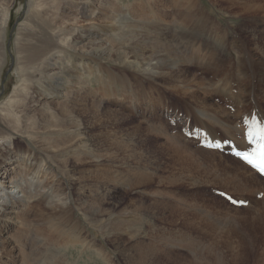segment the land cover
I'll return each instance as SVG.
<instances>
[{
    "label": "rangeland",
    "instance_id": "1",
    "mask_svg": "<svg viewBox=\"0 0 264 264\" xmlns=\"http://www.w3.org/2000/svg\"><path fill=\"white\" fill-rule=\"evenodd\" d=\"M156 1L154 11L161 10L157 17L166 25L160 27L163 36L187 73L166 81L128 76L127 66L102 61V68L101 61L93 62L99 74L103 71L102 80L83 75L91 82L84 86L85 94H96L88 101L93 116L78 117L81 126L74 134L81 146L76 158L67 150L64 159L49 162L54 170L59 163L67 165L54 172L48 201L33 202L20 212L28 226L18 219L10 233H19L13 238L18 247L12 244L18 250L17 264H135L139 258L150 260L141 264H264V179L253 178L247 172L252 171L250 165L230 150L254 152L247 134L264 128V0ZM28 2L12 1L0 38V106L19 84L14 38ZM117 2L125 8L119 21L134 20L144 6L139 0ZM244 2L253 9L242 8ZM189 4L194 17L188 19ZM146 17L151 19L148 13ZM140 26L136 23L135 29ZM243 49L251 57L248 66L238 62ZM107 76L123 78L121 93L100 88ZM209 117L226 121L227 133ZM60 193L61 202L69 199L73 204L69 216L51 210V199ZM119 217L122 228L111 227ZM39 224H44L43 230ZM54 230L63 231L54 237ZM73 236L78 242L67 244ZM82 238L93 241L94 249L83 245ZM99 247L104 255L95 250ZM33 248L43 258L34 256Z\"/></svg>",
    "mask_w": 264,
    "mask_h": 264
},
{
    "label": "bare ground",
    "instance_id": "2",
    "mask_svg": "<svg viewBox=\"0 0 264 264\" xmlns=\"http://www.w3.org/2000/svg\"><path fill=\"white\" fill-rule=\"evenodd\" d=\"M12 1L13 0H0V38H4L6 32L8 13ZM117 1L118 0H29L25 12V20L16 28L14 38V51L16 53L15 70L19 78V84L15 87L6 102L0 106V264H17L14 254L16 255V251H18V246L15 244L18 239H16L15 242L13 238L15 236L18 238L17 236L19 233L17 232L16 235H11L10 233L12 228H15V226L17 227L19 223L17 222L18 219L21 221L20 225L28 226L27 217L22 218L20 212H22L24 208L28 209L33 202L40 204L43 201H48V193H53L54 190L53 180L56 179V173L54 174V172L56 169L60 170V167L64 168V166L67 165L66 162H64L63 165L59 163L61 166H57L54 170V167H52L49 162L55 161L56 159H64L67 150L73 151L72 154L75 157L80 150L81 138L74 134L81 126L78 117L83 114H86L87 117L92 115L93 108L91 106L93 103L88 101L89 98L92 99V97H96V94L92 96L89 91L88 94H85L87 91L85 92L84 86L88 87L91 82H89V79H83V75H93L97 80H102L103 78V71L99 74V71L94 66L97 62L95 64H93V62L99 60L101 61L99 62L100 65L102 61H104L103 63L105 64L112 63L118 66H127L129 67L128 70L131 69V73H129L128 76L144 75L152 79L160 78L163 80H171L173 76L179 78L187 73L181 62L176 59L178 52L175 51L177 52L175 53L174 50L168 46V42L163 36L164 32L160 29V27L162 28L166 25L157 17V13H160L161 10L160 12L154 11V9H157L158 1L139 0L138 5L146 6V10H144L143 6L141 12L138 9V11L136 10L137 16H135L134 20L125 18L122 21H119L120 19L118 18L122 17L125 8H121V5H119ZM185 1L187 3L191 2V0ZM231 1L233 0H229V2ZM243 4L242 8L246 10L253 9V6L249 7L246 2ZM181 6L183 5L181 4ZM189 6L185 11L187 15L184 14L188 19L194 17L192 16L193 8ZM147 13L151 15V19L146 17ZM139 22L142 24V26H140L141 28L135 29V24ZM25 43L27 44L24 45ZM29 45L30 47H28ZM158 47L159 49H157ZM160 47L162 48L160 49ZM1 49H4V44ZM190 52L192 53V51ZM238 52L240 54L238 57L239 63L245 64L246 66L252 63L251 57L245 49ZM202 55L205 56L204 54ZM3 56L4 52L2 50L0 54V65L4 62ZM254 71L255 70L252 72ZM109 77L110 76H107L103 79L100 88L103 90L109 88V90L116 89L117 92L121 91L122 89L119 85V81L123 80V78L119 77L118 79L112 80ZM125 77L126 76H124V78ZM178 78H176V81ZM183 78L186 80L185 77ZM130 79L131 78H129V80ZM139 79L141 80V77ZM187 83L188 82L184 85ZM202 83L203 82L200 84ZM135 84L137 85L136 82ZM180 88L183 89L181 86ZM181 91L183 92V90ZM120 96L122 97V95ZM93 114L95 115V113ZM209 119L208 121L212 122V124H215V121H219L216 122V124L220 126V129L224 132L228 131L229 127L225 125L226 121L216 120V118L210 117ZM256 131L252 134L255 138L254 142L250 144L254 150L258 148L261 138V133L258 132V130ZM15 136H17L18 139H16ZM247 140L249 141V136ZM173 148L176 155L185 159L183 162H189V158L185 157L175 147ZM232 148L233 149L230 150L242 152L240 149H236L235 147ZM197 150L196 152L198 153H205L202 150ZM208 154L214 155L215 152ZM185 155L188 154L186 153ZM221 156L222 155H219V158H221ZM242 167L246 170L245 166ZM247 172L256 180H260V177H257L252 171ZM60 195L61 193L58 195L55 194V197L51 199V203L54 204L51 210L58 211L60 214L64 211L63 214L69 216L71 214L69 211L74 209L73 204L69 199L61 202L62 197H60ZM24 212H26V210ZM115 222L116 224H112L111 227H121L120 225L124 224L120 217L116 218ZM42 225L44 224H39L37 226L39 230H43L42 227L44 226ZM39 230L37 231L38 234ZM62 231L57 232L54 230V234L51 235L56 237V235L62 234ZM60 237H62V235ZM73 241L78 242V239L74 237L71 241H68L67 244ZM79 241H81L83 245L93 249L96 245L93 241H87L85 238L79 239ZM13 243L17 247L12 245ZM95 250L99 254H105L101 247ZM36 251L38 252L39 249L36 248L35 250V248H33L32 253H34V256H36ZM46 251L49 252V248H47ZM23 254L24 253H22L21 256H23ZM39 254H41L40 251ZM6 256H10V258ZM24 256L26 255L24 254ZM36 257L43 258V256ZM136 257L139 258V256ZM103 258L107 261L105 256ZM147 259L148 258L141 260V258H139L140 261L137 260L132 263L141 264V262Z\"/></svg>",
    "mask_w": 264,
    "mask_h": 264
},
{
    "label": "snow or ice",
    "instance_id": "3",
    "mask_svg": "<svg viewBox=\"0 0 264 264\" xmlns=\"http://www.w3.org/2000/svg\"><path fill=\"white\" fill-rule=\"evenodd\" d=\"M261 138L259 146L252 153H241L237 152L236 155L248 163L252 168L257 170L261 175H264V128L260 129ZM249 136V142H254V137L252 133L247 134ZM219 147V145H217ZM231 199V197H229ZM233 204H243V201L232 200Z\"/></svg>",
    "mask_w": 264,
    "mask_h": 264
}]
</instances>
